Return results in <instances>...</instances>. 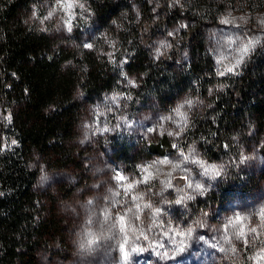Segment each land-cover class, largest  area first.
Wrapping results in <instances>:
<instances>
[{
	"label": "rangeland",
	"instance_id": "rangeland-1",
	"mask_svg": "<svg viewBox=\"0 0 264 264\" xmlns=\"http://www.w3.org/2000/svg\"><path fill=\"white\" fill-rule=\"evenodd\" d=\"M181 2L149 0L155 17H168L171 35L190 23L184 16L169 13ZM160 4L163 8L156 11ZM139 5V0H132L137 18ZM30 19L64 45L89 44L87 48L118 66L127 61L116 46L117 38L99 23L86 0H40L32 6ZM204 37L216 75L236 72L264 40V10L228 9L206 27ZM257 39L237 65L248 42ZM146 48L157 63L162 53H170L171 43L158 34ZM189 57L183 48L173 61L178 64ZM230 68L234 70L228 71ZM120 78L122 88L87 103L78 120L76 142L85 150L82 172L48 168L39 158L33 160L39 170L35 187L55 198L72 247L67 256L43 252L37 264H144L139 258L153 264H264V178L258 186L242 191L244 174L264 169L259 148L264 139L251 143L236 159H208L185 133L192 115L208 104L218 84L211 85L205 96L184 93L170 109L162 110L148 106L142 96L131 95L140 74ZM178 108L186 119L177 114ZM164 138L167 143L159 149L146 150L147 145L161 144ZM196 161L215 165L220 175L205 174ZM120 176L124 179H118ZM231 182L235 183L231 194L217 197L216 193L222 195L219 188L230 187ZM129 184L133 187L128 188ZM195 184L201 189H195ZM155 209L161 214L154 217ZM189 228L191 237L176 235ZM182 241L187 251L174 252ZM141 248L143 252L132 251ZM164 252L169 255H162Z\"/></svg>",
	"mask_w": 264,
	"mask_h": 264
},
{
	"label": "trees",
	"instance_id": "trees-1",
	"mask_svg": "<svg viewBox=\"0 0 264 264\" xmlns=\"http://www.w3.org/2000/svg\"><path fill=\"white\" fill-rule=\"evenodd\" d=\"M39 1L0 0V264H37L43 252L67 256L72 250L55 198L35 187L39 170L33 160L82 172L85 150L76 142L78 120L87 103L122 88V75L140 74L131 95L162 110L184 93L205 96L218 84L185 133L208 159H236L264 139V40L238 71L217 76L204 37L206 27L228 9L262 11L264 0H182L169 10L190 20L177 35L168 32L167 16L155 17L149 0H139L138 18L132 0H86L127 56L120 66L79 43L64 45L34 24L30 11ZM162 8L160 4L155 10ZM158 34L170 41L171 50L156 63L146 46ZM183 48L190 57L175 64ZM164 143L165 138L146 150ZM259 148L264 157V141ZM244 175L245 189L241 187L247 191L258 186L264 169ZM231 183L219 188L222 195L217 197L231 194L239 181Z\"/></svg>",
	"mask_w": 264,
	"mask_h": 264
},
{
	"label": "snow or ice",
	"instance_id": "snow-or-ice-1",
	"mask_svg": "<svg viewBox=\"0 0 264 264\" xmlns=\"http://www.w3.org/2000/svg\"><path fill=\"white\" fill-rule=\"evenodd\" d=\"M69 7H71V5H69ZM228 21H224V23H227ZM170 35H171V33H170ZM259 42V40L257 39V40H250L249 42H248V45H246L245 46V48L243 49V51H242V54H241V60H238L237 61V65H239L240 63H241V61H242V59H243V56L244 55H246L247 54V52L250 50V48L255 44V43H258ZM163 46V45H162ZM85 47H91V45H89V44H85ZM234 69H228V71H233ZM190 103V102H189ZM182 107V106H181ZM177 111V114H179V115H181V118L182 119H186V117H184V115L182 114V113H180V110H179V108L176 110ZM10 119V118H9ZM107 129H105V131H106ZM170 135H171V133H169ZM13 143H15V141H13ZM162 163H167V161H162ZM196 163H199L200 165H201V167H203L204 168V171H205V174H208L209 172H213L216 176H219L220 175V172L216 169V166L215 165H204L202 162H200V161H196ZM175 167V166H174ZM118 179H124V177H122V176H120V177H118ZM147 179V177L145 178V180ZM168 187H170L171 185H167ZM189 186H193V185H189ZM131 187H133V185L132 184H129L128 185V188H131ZM201 185L200 184H195L194 185V188L195 189H201ZM181 201H177V203H180ZM161 214V210L160 209H155V211H154V217L155 216H158V215H160ZM237 219H239V217H237ZM168 231H172V229H168ZM253 231H255L254 229H253ZM176 235H184V236H187V237H191L192 236V229L191 228H189V229H187V231L186 232H184V233H176ZM241 235H243V233H241ZM145 238H147V237H145ZM200 239H203V237H200ZM225 239H227V237H225ZM181 244H182V246H180L179 248H177V249H175L174 250V252H178V253H184V252H186L187 251V248H188V246L187 245H183V241L181 242ZM156 247H158V248H163L164 246L163 245H156ZM132 251H141V252H143L144 251V249L143 248H141V249H133ZM162 255H164V256H168L169 254L167 253V252H164V253H162Z\"/></svg>",
	"mask_w": 264,
	"mask_h": 264
},
{
	"label": "built area",
	"instance_id": "built-area-1",
	"mask_svg": "<svg viewBox=\"0 0 264 264\" xmlns=\"http://www.w3.org/2000/svg\"><path fill=\"white\" fill-rule=\"evenodd\" d=\"M139 261H141L142 263H144V264H153V263H150L147 259H145V258H139Z\"/></svg>",
	"mask_w": 264,
	"mask_h": 264
}]
</instances>
